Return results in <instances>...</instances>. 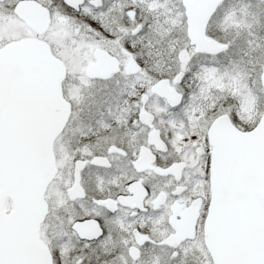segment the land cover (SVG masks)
Instances as JSON below:
<instances>
[{
	"label": "snow or ice",
	"instance_id": "obj_1",
	"mask_svg": "<svg viewBox=\"0 0 264 264\" xmlns=\"http://www.w3.org/2000/svg\"><path fill=\"white\" fill-rule=\"evenodd\" d=\"M0 264H264V0H0Z\"/></svg>",
	"mask_w": 264,
	"mask_h": 264
}]
</instances>
